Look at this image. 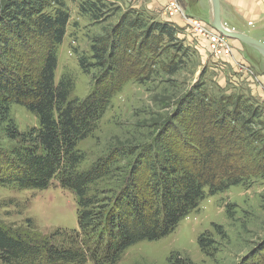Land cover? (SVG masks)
Instances as JSON below:
<instances>
[{"label": "trees", "instance_id": "16d2710c", "mask_svg": "<svg viewBox=\"0 0 264 264\" xmlns=\"http://www.w3.org/2000/svg\"><path fill=\"white\" fill-rule=\"evenodd\" d=\"M87 2L79 4V13L95 17L102 5ZM69 18L64 0H5L1 6L0 132L14 145L0 146V185L43 190L58 180L75 196L78 225L56 243L0 224L3 264L114 263L130 246L173 232L206 194L264 176V138L251 128L257 114L246 115L248 105L229 109L230 96L206 99L201 86L193 87L188 102L177 103L176 126L159 125L150 142H127L82 169L86 154L79 143L96 129L114 94L147 70L145 59L156 49L151 38H172L173 28L153 21L144 31L143 20L127 18L111 32L113 43L95 38L90 55L75 50L84 72L103 71L93 77L88 95L70 98L72 81L55 83L57 47ZM12 104L33 113L38 126L20 131L10 117ZM113 176L114 184L100 191L99 184ZM213 243L199 237L205 253ZM239 264H264V242Z\"/></svg>", "mask_w": 264, "mask_h": 264}, {"label": "rangeland", "instance_id": "374dc122", "mask_svg": "<svg viewBox=\"0 0 264 264\" xmlns=\"http://www.w3.org/2000/svg\"><path fill=\"white\" fill-rule=\"evenodd\" d=\"M4 1L0 0V12ZM97 1L102 5L101 11H96L97 15L90 17L79 13V4L87 5V0H64L70 18L63 41L57 47L55 83L63 77L69 78L73 83L70 98L82 99L88 95L94 85L93 77L103 71L96 68L89 73L84 72L76 52L90 55L95 38L100 39L101 43L111 42V32L116 34L121 28V24H118L123 19L143 20L144 31L153 21L163 22L173 28V35L172 38L166 34L157 39L151 38V41H155L156 49L145 59L147 70L143 75L129 79L114 94L96 129L79 143L78 148L86 154V160L80 165L82 169H87L95 159L106 156L114 148L125 146L127 142H150L159 125L172 122L176 126V120L172 119L175 107L184 98L189 101L187 95L193 92L194 86H201L206 99L230 96L226 101L229 109L248 105L246 115L249 116L251 112L257 114L252 119L254 124L251 128L260 131L264 138V101L256 97L258 92L264 95V84L260 85L259 79L260 72L264 75V67L256 65V59L251 57L252 68L239 62L236 67L232 64L235 69L228 65L223 68V73L220 72L226 60L234 63L231 44L239 40L226 37L232 48L228 58L215 56L211 52L208 39L211 30L210 0H174L179 9L172 17L167 15L168 1L163 0L159 12L167 18L165 21L158 19L156 11L152 12L136 0ZM256 2L262 3L264 8V1ZM51 8L47 11H51ZM173 17H180L181 27L170 21ZM194 19L205 25V29H208L206 33L194 30ZM221 20L226 27L229 26L222 16ZM245 22L248 25L247 34H257L258 28L264 32V22ZM243 44L262 56L254 46ZM127 48L132 50L133 47ZM248 48L245 50L250 57L253 54H248ZM122 50L123 47L119 46L117 56ZM238 52L242 54L241 50ZM241 68H248L253 73L249 71L247 78L232 81V76ZM219 102L223 105L222 100ZM9 112L20 131L38 126L37 117L23 106L12 104ZM226 121L239 127V122L234 123L229 118ZM13 145L0 132V146L8 149ZM115 179L116 176H113L100 183V191L111 187ZM0 224L28 234L50 236L57 243L64 239L63 233L78 228L75 196L62 188L56 179L43 190L0 185ZM201 235L214 241L206 253L199 244ZM263 242L264 176H259L249 185H233L223 192L206 194L198 207L181 217L175 230L167 236L158 240H142L127 248L118 261L100 264H239ZM0 264L3 263L0 261ZM86 264L93 263L88 261Z\"/></svg>", "mask_w": 264, "mask_h": 264}, {"label": "crops", "instance_id": "0c3cea01", "mask_svg": "<svg viewBox=\"0 0 264 264\" xmlns=\"http://www.w3.org/2000/svg\"><path fill=\"white\" fill-rule=\"evenodd\" d=\"M138 3H143L146 5V8L150 9L152 12L156 11V14L158 16L159 20H167V18L162 15L161 8L163 3V0H136ZM264 1V0H262ZM220 2V12L221 16L223 17V20L225 19V23L228 24V27L233 28L236 31L242 32L247 34L248 32L246 31V28L248 25L246 24L245 21L253 20V21H258V22H264V8L262 7V3H257L256 0H219ZM154 10V11H153ZM158 11V12H157ZM155 13V12H154ZM180 17H173L172 20H170L173 24H176V26L182 25ZM261 20V21H260ZM257 34H248L252 36L253 38L260 40L264 42V32L260 31V28L257 30ZM232 47H233V61L234 63H230V61L225 62V67L222 66L220 68V72L223 71V68H227L229 65L234 68L232 64L238 65L239 62L249 66L252 68V64L250 63V58L253 57L256 59V65H260L264 67V60L263 57L254 49L250 48L249 53H252V56H248L246 54V50L248 47L247 45H244L242 42L239 41H233L232 42ZM248 48V49H249ZM239 50L242 51V54L239 55L240 53L238 52ZM247 55V56H245ZM250 55V54H249ZM258 58V59H257ZM235 69V68H234ZM261 69V68H260ZM238 70V69H236ZM252 72V70L248 68H241L238 71H236L235 75L232 76V81H240L239 78H247L248 77V72ZM235 72V71H234ZM223 73V72H222ZM261 74L259 75L260 79V85L264 84V75L263 72H260ZM242 79V80H243ZM241 80V81H242ZM221 82H223V79H221ZM233 83V82H232ZM257 98L260 100L263 99L264 101V95H261V93L258 92V95H256Z\"/></svg>", "mask_w": 264, "mask_h": 264}, {"label": "built area", "instance_id": "2783aa9c", "mask_svg": "<svg viewBox=\"0 0 264 264\" xmlns=\"http://www.w3.org/2000/svg\"><path fill=\"white\" fill-rule=\"evenodd\" d=\"M167 1H168L167 15L169 17H172L175 15V13L178 11L179 8L176 6L174 0H167ZM192 23L195 31L199 33H202L203 31H205V33L207 32L208 29L207 28L205 29V25H203L200 20L194 19ZM210 28L211 30L208 35V39H209V48L211 52L215 56L228 58L232 54V48L228 43V39L223 35H221L218 31H216L212 25H210Z\"/></svg>", "mask_w": 264, "mask_h": 264}, {"label": "water", "instance_id": "95a60500", "mask_svg": "<svg viewBox=\"0 0 264 264\" xmlns=\"http://www.w3.org/2000/svg\"><path fill=\"white\" fill-rule=\"evenodd\" d=\"M210 8V23L216 31L224 37L237 39L240 42L254 46L261 52L264 59V42L257 40L248 34L226 27L221 20L219 0H210Z\"/></svg>", "mask_w": 264, "mask_h": 264}]
</instances>
